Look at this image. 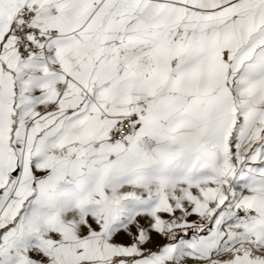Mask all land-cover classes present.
<instances>
[{
    "label": "snow or ice",
    "instance_id": "6c2138e0",
    "mask_svg": "<svg viewBox=\"0 0 264 264\" xmlns=\"http://www.w3.org/2000/svg\"><path fill=\"white\" fill-rule=\"evenodd\" d=\"M0 264H264V0H0Z\"/></svg>",
    "mask_w": 264,
    "mask_h": 264
}]
</instances>
